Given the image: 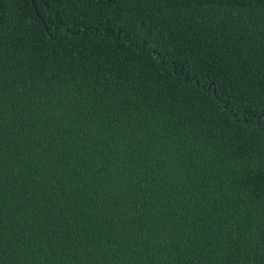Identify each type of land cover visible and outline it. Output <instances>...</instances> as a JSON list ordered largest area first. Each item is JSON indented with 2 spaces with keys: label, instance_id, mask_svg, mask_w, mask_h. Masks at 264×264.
Returning <instances> with one entry per match:
<instances>
[{
  "label": "trees",
  "instance_id": "obj_1",
  "mask_svg": "<svg viewBox=\"0 0 264 264\" xmlns=\"http://www.w3.org/2000/svg\"><path fill=\"white\" fill-rule=\"evenodd\" d=\"M0 264H264V0H0Z\"/></svg>",
  "mask_w": 264,
  "mask_h": 264
}]
</instances>
